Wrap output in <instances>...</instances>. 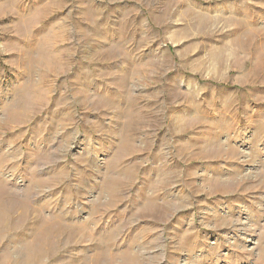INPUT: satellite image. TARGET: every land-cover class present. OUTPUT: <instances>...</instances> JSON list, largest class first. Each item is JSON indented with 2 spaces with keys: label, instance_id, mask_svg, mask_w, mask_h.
Masks as SVG:
<instances>
[{
  "label": "rangeland",
  "instance_id": "rangeland-1",
  "mask_svg": "<svg viewBox=\"0 0 264 264\" xmlns=\"http://www.w3.org/2000/svg\"><path fill=\"white\" fill-rule=\"evenodd\" d=\"M0 264H264V0H0Z\"/></svg>",
  "mask_w": 264,
  "mask_h": 264
}]
</instances>
